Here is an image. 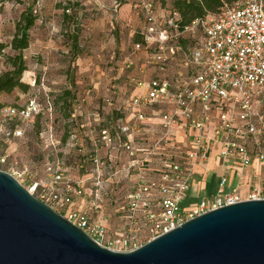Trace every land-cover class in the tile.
Wrapping results in <instances>:
<instances>
[{
    "label": "built area",
    "instance_id": "1",
    "mask_svg": "<svg viewBox=\"0 0 264 264\" xmlns=\"http://www.w3.org/2000/svg\"><path fill=\"white\" fill-rule=\"evenodd\" d=\"M127 1L139 25L123 57L126 91L116 116L103 120L96 113L95 123L78 122L86 116L73 109L67 119L80 174L71 176L57 156L59 141L49 127L53 159L45 177H32L9 148L43 111L35 96L0 107V170L116 250L134 249L225 204L264 199L263 170L251 175L247 198L237 187L229 189L224 173L209 199L183 205L197 164L215 147L222 165L237 167L241 178L255 162L264 168V0L226 4L188 24L173 9L158 12L152 0ZM120 2L114 1L116 13ZM24 73L35 82L33 73ZM45 108L51 117L50 101ZM177 130L184 140L176 138ZM105 208L116 209L111 232L90 213Z\"/></svg>",
    "mask_w": 264,
    "mask_h": 264
},
{
    "label": "rangeland",
    "instance_id": "2",
    "mask_svg": "<svg viewBox=\"0 0 264 264\" xmlns=\"http://www.w3.org/2000/svg\"><path fill=\"white\" fill-rule=\"evenodd\" d=\"M152 1L164 13L172 9L174 0ZM95 5L87 0H0V72L12 69L8 58L21 53L24 71L35 78L33 83L23 71L20 80L28 89L2 93L0 102L22 105L35 96L43 111L29 123L24 136L11 143L9 152L36 179L45 177L46 164L53 159L49 127L59 141L57 156L78 171L73 164L77 152L68 144L69 112L74 109L86 116L78 122L95 123L96 113L103 120L112 119L121 104L116 93L124 89L122 61L137 39L139 18L124 13L116 20L115 14L103 10L106 6ZM26 16L33 19L27 29V47L14 49L11 42L19 37ZM47 100L53 106L51 117L45 108ZM90 213L110 232L116 229V209Z\"/></svg>",
    "mask_w": 264,
    "mask_h": 264
},
{
    "label": "water",
    "instance_id": "3",
    "mask_svg": "<svg viewBox=\"0 0 264 264\" xmlns=\"http://www.w3.org/2000/svg\"><path fill=\"white\" fill-rule=\"evenodd\" d=\"M0 264H264V199L225 204L116 250L0 170Z\"/></svg>",
    "mask_w": 264,
    "mask_h": 264
},
{
    "label": "crops",
    "instance_id": "4",
    "mask_svg": "<svg viewBox=\"0 0 264 264\" xmlns=\"http://www.w3.org/2000/svg\"><path fill=\"white\" fill-rule=\"evenodd\" d=\"M95 2V6H106L105 9L109 11L110 14L116 15L117 18H120L121 15L125 13L126 16L131 17L135 16L138 17L131 9V5L127 0H121L120 5L118 6V11L116 13V7L114 6V1L116 0H87V2ZM105 12V11H102ZM139 18V17H138ZM139 25V20L137 26ZM137 40V39H136ZM124 75L126 73L121 74V82L123 85V90H119L116 94L120 98L124 91H126V85L124 82ZM136 91V90H135ZM218 121L215 119H211L209 124V129L212 130ZM176 138L178 140H184V134L181 131H176ZM75 167V165H74ZM76 168V167H75ZM77 169V168H76ZM69 169L68 172L71 176H76L80 174L81 171ZM263 166L259 162H255L251 167L247 168L245 171L247 175L243 178L239 177V169L237 167H233L230 170H227L221 163L219 156H218V148L215 147L211 150L207 156V158L203 161H200L196 166V173L194 175L193 181L191 183L190 190L188 191L186 199L183 201V205L188 207L190 205L195 204L203 199H209L217 190L218 184L221 179V175L224 173H228L229 175V189L233 187H237L241 196L243 198H247L250 192V182H251V175L253 173L262 174L263 173ZM117 224V222H116Z\"/></svg>",
    "mask_w": 264,
    "mask_h": 264
},
{
    "label": "trees",
    "instance_id": "5",
    "mask_svg": "<svg viewBox=\"0 0 264 264\" xmlns=\"http://www.w3.org/2000/svg\"><path fill=\"white\" fill-rule=\"evenodd\" d=\"M239 0H174L172 9L181 17L183 24H188L194 19L204 16L209 12H216L226 4H232ZM33 23L30 16L24 18V24L20 29L19 37H14L11 46L14 49H24L27 47V29ZM12 69L0 72V94L10 93L15 88L22 91L28 89V85L20 80L22 72L26 69L21 53L9 57ZM60 98H63L62 96ZM3 104L0 102V107Z\"/></svg>",
    "mask_w": 264,
    "mask_h": 264
}]
</instances>
